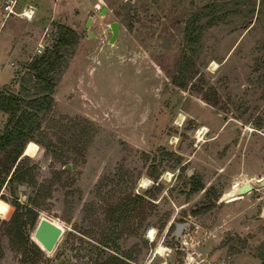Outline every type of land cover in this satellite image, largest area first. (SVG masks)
<instances>
[{"label": "rangeland", "instance_id": "rangeland-1", "mask_svg": "<svg viewBox=\"0 0 264 264\" xmlns=\"http://www.w3.org/2000/svg\"><path fill=\"white\" fill-rule=\"evenodd\" d=\"M2 4L0 92L24 96L21 110L36 98L37 44L48 49L58 24L76 42L49 74L31 140L15 162L0 151V264L264 263V186L226 195L264 177V0H15V14ZM209 4L222 6L203 14L198 51L182 62L185 24ZM25 206L35 220L18 230ZM39 218L62 229L51 252L32 238Z\"/></svg>", "mask_w": 264, "mask_h": 264}, {"label": "trees", "instance_id": "trees-1", "mask_svg": "<svg viewBox=\"0 0 264 264\" xmlns=\"http://www.w3.org/2000/svg\"><path fill=\"white\" fill-rule=\"evenodd\" d=\"M221 6L222 4L206 5L200 12L193 13L188 19L184 27V46L181 55L182 62L184 60L190 62L192 56L198 51L197 46L201 32L199 21L203 14L206 13L211 15L216 9L221 8ZM212 19L213 17H211V20L208 22L210 23ZM75 42L76 36L74 31L66 26L58 24L56 26V38L54 42H52L50 47L45 49L42 54L35 58L29 65L27 69L28 82L31 84L33 93L36 96V98H34L27 105L29 110H21V103L24 96L14 93L6 94L0 92V111L7 114L3 130L0 132V151L7 148L14 149V155L11 163L15 162L17 157L20 155L21 150H24L26 143L31 140V133L39 126V115L49 109L52 101L51 94L54 87V82L49 74L60 63L61 49L65 47H72ZM181 65L182 64L178 67V75L183 77L186 70H183V65ZM21 83L23 84L22 81ZM172 83L177 84L175 78L172 79ZM18 163L19 162L15 164L12 173L17 169ZM12 178L13 176H10L8 181L12 180ZM1 182L2 180L0 183ZM193 189L195 190L196 188ZM17 209L18 208L15 207V211H17ZM125 209V206H121V208L117 210L118 216L114 219L115 221L120 220ZM23 216L25 218L22 219ZM12 220L17 222L16 224L19 230L26 226L27 223L32 224L35 220V216L32 210L25 206V211L12 216ZM30 245L34 251L38 252V248L36 246L32 243ZM109 261H111L112 264H117L118 259L113 256L108 260V262Z\"/></svg>", "mask_w": 264, "mask_h": 264}, {"label": "water", "instance_id": "water-1", "mask_svg": "<svg viewBox=\"0 0 264 264\" xmlns=\"http://www.w3.org/2000/svg\"><path fill=\"white\" fill-rule=\"evenodd\" d=\"M104 10L105 8L102 7L99 11V14H102ZM90 20H91V17H89L86 20L85 27H88ZM108 30L110 31V37L108 39V42L111 43L113 42L118 32L117 22L115 21L110 22L108 24ZM263 186H264V177L258 179L254 184H249L247 182L239 184L237 193L238 195H242L248 191H251L252 189H256L258 187H263ZM182 227H183V224L177 223L176 233ZM61 233H62V229L58 225H56L55 223H53L52 221L46 218H39L33 229L32 238L37 242L40 248L43 249L45 252H51L58 238L60 237Z\"/></svg>", "mask_w": 264, "mask_h": 264}, {"label": "bare ground", "instance_id": "bare-ground-1", "mask_svg": "<svg viewBox=\"0 0 264 264\" xmlns=\"http://www.w3.org/2000/svg\"><path fill=\"white\" fill-rule=\"evenodd\" d=\"M23 13L22 14H18L20 17H23L27 20H30L31 18V10L27 9V8H24L23 10ZM205 132V128L204 127H200L199 130L196 132V136L199 138L200 135ZM148 185V181L147 179L145 178H142L139 180V183H138V187L140 188H146V186ZM238 184L237 183H233L231 185V188L226 191V195H228L230 198H234V197H239L240 195H238L237 193V190H238ZM146 238L149 239V240H152L154 238V229L153 228H150L148 231H147V234H146ZM164 247L162 245H158L157 248H156V253L159 254V255H162L164 254Z\"/></svg>", "mask_w": 264, "mask_h": 264}, {"label": "built area", "instance_id": "built-area-1", "mask_svg": "<svg viewBox=\"0 0 264 264\" xmlns=\"http://www.w3.org/2000/svg\"><path fill=\"white\" fill-rule=\"evenodd\" d=\"M14 4H15V0H3L2 10L6 14H15V12L13 11ZM22 13H23V11H21L19 14H22ZM31 15H32V13H31ZM43 48H44V46L41 43H38L36 48H35L36 55H40L43 52Z\"/></svg>", "mask_w": 264, "mask_h": 264}, {"label": "snow or ice", "instance_id": "snow-or-ice-1", "mask_svg": "<svg viewBox=\"0 0 264 264\" xmlns=\"http://www.w3.org/2000/svg\"><path fill=\"white\" fill-rule=\"evenodd\" d=\"M6 210V206L3 205L2 202H0V213H3Z\"/></svg>", "mask_w": 264, "mask_h": 264}, {"label": "crops", "instance_id": "crops-1", "mask_svg": "<svg viewBox=\"0 0 264 264\" xmlns=\"http://www.w3.org/2000/svg\"><path fill=\"white\" fill-rule=\"evenodd\" d=\"M25 19V18H24ZM27 20V19H26ZM0 52H1V49H0Z\"/></svg>", "mask_w": 264, "mask_h": 264}, {"label": "flooded vegetation", "instance_id": "flooded-vegetation-1", "mask_svg": "<svg viewBox=\"0 0 264 264\" xmlns=\"http://www.w3.org/2000/svg\"><path fill=\"white\" fill-rule=\"evenodd\" d=\"M204 133V132H203Z\"/></svg>", "mask_w": 264, "mask_h": 264}]
</instances>
